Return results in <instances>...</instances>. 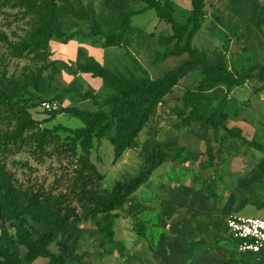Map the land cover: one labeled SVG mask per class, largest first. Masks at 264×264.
I'll return each mask as SVG.
<instances>
[{"label":"rangeland","instance_id":"1","mask_svg":"<svg viewBox=\"0 0 264 264\" xmlns=\"http://www.w3.org/2000/svg\"><path fill=\"white\" fill-rule=\"evenodd\" d=\"M170 1L177 22L184 24L191 12L190 0ZM139 7L124 0H0V180L23 188H42L55 196L66 215L59 239L76 256L66 264H229L231 260L241 264V256L227 236L226 220L233 215L264 219V207H257L264 205V172L257 167L264 152L248 144L264 145V98L256 97L253 83L248 84L251 94L240 87L229 96L226 124L232 127L231 123L240 122L241 138H225L220 132L223 138L215 142L204 123L182 126L177 117L185 110L181 96L197 90L202 78L199 68L193 69L156 108L120 158L114 159L108 140L98 144L94 139L89 161L103 176L98 192L82 185L70 193L64 185L74 175L75 166L55 149L69 134L46 131L57 126L76 129L83 123L65 114L51 120L50 113L61 106L96 111L98 107L91 101L74 104L77 92L90 91L102 100L107 90L100 79L73 75L62 62L73 68L92 56L100 58L106 68L141 76L130 58L133 51L155 80L185 58L155 60V51L165 50L158 45V37L170 35L171 30L168 25L163 28L153 10L132 19L123 46L101 52L90 49L102 46V39L85 36L90 21L70 15L62 21L63 31L83 36L66 41L54 38L47 48H34L31 34L37 17L52 10L61 14L82 9L103 24V31L113 32L115 17ZM205 12L193 47L221 50L228 37L232 47L226 55L229 68L240 72L241 67L264 63V0H206ZM66 89L73 92L65 93ZM215 92L223 96L225 88L217 87ZM20 106L29 108L30 117L39 124L25 130L14 146L8 136ZM113 133L114 129L110 135ZM43 137L48 144L40 147ZM20 221L32 229L33 239L46 231L27 216ZM12 223L0 218V243L22 257L26 250L17 246ZM49 250L61 253L54 244ZM33 264L48 262L38 259Z\"/></svg>","mask_w":264,"mask_h":264},{"label":"trees","instance_id":"2","mask_svg":"<svg viewBox=\"0 0 264 264\" xmlns=\"http://www.w3.org/2000/svg\"><path fill=\"white\" fill-rule=\"evenodd\" d=\"M124 1L129 5L135 4L140 7L136 10H126L115 17L112 21V25L116 24L113 32L103 31V24L97 21L93 14L82 9H75L69 12L60 11L61 14L52 10L49 14L38 15L36 26L31 34L32 45L37 49L47 48L49 41L54 38L66 41L83 36V33L67 34L63 31L62 21L70 15L82 22L90 21L89 32L85 36L90 39L100 37L103 42L102 48L120 47L124 45L126 37L130 34L133 17L153 10L158 21L168 25L171 30L170 35L158 37V45L165 50L155 51V60H166L171 56L180 57L185 54L188 57V60L177 68L167 71L155 80L150 78L148 72L133 57L130 58L135 69L141 72V76L129 70L125 75L121 70L106 68L94 59L78 63L73 68L62 62L64 68L73 75L87 74L92 79H100L103 88L107 90L102 100L90 91L83 94L77 92L79 100L91 101L94 107H98L96 111L82 110L76 106H61L50 113L51 120L65 114L83 123L82 127L76 129L57 126L53 130L46 131L54 133L61 130L69 134L66 141L60 143L59 149L55 150L59 155L71 158V163L75 166L74 175L68 176L65 181L68 184H64L68 186L70 193L78 188L81 189L82 185L84 189L92 193L98 192V182L103 179V176L89 161L94 139L98 144L102 139L108 140L113 147L114 159L120 158L123 152L134 143L156 108L163 103L166 96L178 85L181 77L190 69L200 68L202 78L198 82L197 90H188L181 96L185 110L179 111L177 117L184 127L192 122L204 123L212 131L216 142L223 138V135L219 136L220 132L225 138L242 137L239 130L229 129L224 124L227 119L228 96L232 88L243 86L250 74L259 70V79L263 82L261 89H264V64H251L242 68L240 72L227 66L226 55L230 45L228 37L224 38L221 50H198L192 46V40L206 16L205 0H190L191 12L182 25L174 17L175 8L170 0ZM171 44L173 49H169ZM128 55L131 56L129 53ZM37 83L34 85L35 88H38ZM221 86L225 88L223 96L215 92V89ZM72 92V90H65V93ZM5 96L7 99H12L10 96ZM105 108L108 109L105 110ZM18 110L19 117L16 119L15 128L8 136L14 146L18 145V140L25 130L39 124L30 117L29 108L20 106ZM113 129L114 133L110 135ZM46 144H48L47 139L44 137L40 139V147ZM248 144L253 149L264 152L263 144L254 141ZM91 181L95 182L92 184ZM258 208L262 207L258 205ZM23 216H27L36 225L44 226L46 231L33 239L32 229L25 227L20 221ZM0 218L13 221L12 228L15 232L16 244L26 250L21 257L8 244L0 243V264H33L38 259L47 260L48 264H66L67 259L76 260V256L69 252L68 246L59 239L66 227V215L58 205L55 196L51 193L47 194L46 190L23 188L0 180ZM51 244H54L61 253L51 252L49 250ZM239 255L241 256L239 263L250 264L247 255ZM235 262L237 261L231 260L229 264Z\"/></svg>","mask_w":264,"mask_h":264},{"label":"built area","instance_id":"3","mask_svg":"<svg viewBox=\"0 0 264 264\" xmlns=\"http://www.w3.org/2000/svg\"><path fill=\"white\" fill-rule=\"evenodd\" d=\"M225 230L237 253L264 264V219L233 215L226 220Z\"/></svg>","mask_w":264,"mask_h":264},{"label":"crops","instance_id":"4","mask_svg":"<svg viewBox=\"0 0 264 264\" xmlns=\"http://www.w3.org/2000/svg\"><path fill=\"white\" fill-rule=\"evenodd\" d=\"M205 6H206V0H205ZM205 10V9H204ZM146 13V12H145ZM145 13H143V14H145ZM206 13V12H205ZM136 17V16H135ZM135 17H133V19L135 18ZM156 20L158 21V19L156 18ZM158 22H160V21H158ZM161 24H162V26H164L163 28H168L167 27V25L166 24H164L163 22H160ZM164 24V25H163ZM161 36H164V35H161ZM167 36V35H166ZM103 43V42H102ZM101 43V44H102ZM223 47V46H222ZM111 48H114V49H116V48H118L119 49V47H111ZM230 48H232L230 45H229V51H230ZM103 49H106V48H102V46H98V48H91L90 50H97V51H99V52H101ZM229 51H228V53H227V55L229 54ZM130 53H131V55L137 60V58L139 57V54H136V53H134L133 51H130ZM186 55V54H185ZM169 58H176V59H179V58H185L184 59V61H186V60H188V57L186 56H184V55H182V56H180L179 58L177 57V56H171V57H169ZM91 59H94V60H96L97 62H99L100 64H101V61L99 60L100 58H98V59H96V58H94V57H92V56H90V58H89V60L88 61H90ZM87 61V62H88ZM183 61V62H184ZM76 64H78V63H76ZM254 64H257V63H254ZM261 64H264V63H261ZM251 65V64H250ZM242 68H244V67H241V69ZM194 69H197V68H194ZM240 69V70H241ZM191 70H193V69H190L189 71H191ZM199 70H200V68H199ZM169 71V70H168ZM188 71V72H189ZM167 72V71H166ZM165 72V73H166ZM187 72V73H188ZM259 73H260V71L259 70H255V71H253L251 74H250V76H249V79L247 80V82L243 85V86H240V87H244V90H245V88H247V90H248V92L250 91H252V87H248V84H250V83H253L252 84V86L254 87V89L253 90H255V91H257V96L256 97H262V98H264V89H261V86H262V84H263V82L259 79ZM79 75H81V76H89V75H87V74H79ZM186 75V74H185ZM185 75H183L182 77H181V79L185 76ZM90 77V76H89ZM91 78V77H90ZM180 79V80H181ZM178 85H179V83H178ZM178 85L176 86V87H178ZM222 87V86H221ZM240 87H234V88H232V90L230 91V93L232 94H234L235 92H236V90L238 89V88H240ZM245 92V91H244ZM249 92V93H250ZM230 93H229V96H230ZM252 93V92H251ZM250 93V94H251ZM218 94V93H217ZM233 94H232V96H233ZM219 95V94H218ZM229 96H228V101H229ZM261 99V98H260ZM232 100H233V97H232ZM87 101H80L79 100V95L77 94V98L74 100V104H76L77 106H81V105H85V103H86ZM232 103V102H231ZM87 105V104H86ZM88 106V105H87ZM227 108H228V104H227V107H226V114H227ZM228 119V118H227ZM227 119H226V121H225V126L227 127V128H229V129H237V130H239L240 132H241V136H244L243 135V132H242V130H241V128H240V126H239V124L238 123H240V122H237V124L236 123H231L230 125L232 126V127H228L227 126ZM242 121H244L243 119H242ZM244 122H246V121H244ZM193 123V122H192ZM195 123V122H194ZM200 124V123H199ZM236 124V125H235ZM216 142V141H215ZM257 167L259 168V170L261 171V172H264V160H263V157L261 158V161L258 163V165H257ZM258 207V206H257ZM260 207H264V205L263 204H261L260 205ZM262 208H258V209H262ZM249 261H250V264H261L260 263V261L259 260H257V259H255L254 260V258H250L249 257Z\"/></svg>","mask_w":264,"mask_h":264}]
</instances>
